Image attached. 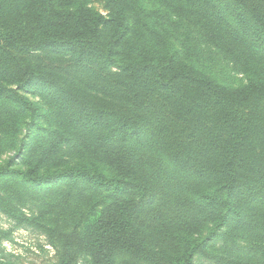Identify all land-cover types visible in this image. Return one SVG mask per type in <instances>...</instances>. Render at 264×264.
Here are the masks:
<instances>
[{
  "label": "trees",
  "instance_id": "trees-1",
  "mask_svg": "<svg viewBox=\"0 0 264 264\" xmlns=\"http://www.w3.org/2000/svg\"><path fill=\"white\" fill-rule=\"evenodd\" d=\"M175 1L213 44L251 34L264 52V0L224 7L241 31L224 0ZM106 3L0 0V201L41 203L17 220L48 233L54 264H264V80L232 87L160 54L136 32L158 10Z\"/></svg>",
  "mask_w": 264,
  "mask_h": 264
},
{
  "label": "rangeland",
  "instance_id": "rangeland-1",
  "mask_svg": "<svg viewBox=\"0 0 264 264\" xmlns=\"http://www.w3.org/2000/svg\"><path fill=\"white\" fill-rule=\"evenodd\" d=\"M141 0V5L146 10H158L159 16L145 17V24L138 25V32L146 44L159 53L178 50L185 60L213 76L221 83L241 87L251 79L264 80V52L252 46L253 35L246 34L233 38L217 46L207 37L206 33L187 6L170 0ZM69 7L86 6L104 14L108 13L106 0H60ZM230 0L219 4L221 8H229ZM224 19L231 28L242 30V25L234 15L226 10ZM149 27V28H148ZM148 28V29H147ZM160 32L161 35L156 34ZM34 102L41 101L32 92H24ZM40 124L51 127L48 119L41 118ZM41 136L37 128L32 134L34 141ZM42 137V136H41ZM10 153L0 152V162ZM60 158L67 163L85 161L90 164L89 154L81 152L78 148H67L60 154ZM93 161V160H92ZM101 169L107 174H114V170L106 164H101ZM5 191L0 187V197ZM10 204L0 201V257L14 264H54L57 261V247L47 232L20 224L17 217L21 214L32 217L43 213L41 203L35 200L24 201L17 193L10 197ZM10 200V199H9ZM49 216L44 218L49 221ZM88 258L82 257L80 264H88ZM203 264H214L205 262Z\"/></svg>",
  "mask_w": 264,
  "mask_h": 264
}]
</instances>
